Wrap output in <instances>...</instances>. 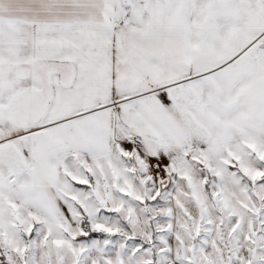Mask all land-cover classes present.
Wrapping results in <instances>:
<instances>
[{
	"label": "snow or ice",
	"instance_id": "1",
	"mask_svg": "<svg viewBox=\"0 0 264 264\" xmlns=\"http://www.w3.org/2000/svg\"><path fill=\"white\" fill-rule=\"evenodd\" d=\"M0 264H264V0H0Z\"/></svg>",
	"mask_w": 264,
	"mask_h": 264
}]
</instances>
